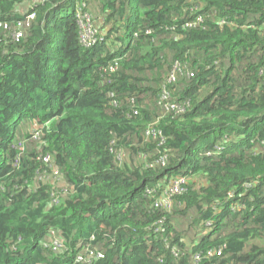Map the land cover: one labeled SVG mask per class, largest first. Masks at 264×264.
Listing matches in <instances>:
<instances>
[{
	"label": "trees",
	"instance_id": "obj_1",
	"mask_svg": "<svg viewBox=\"0 0 264 264\" xmlns=\"http://www.w3.org/2000/svg\"><path fill=\"white\" fill-rule=\"evenodd\" d=\"M0 264H264V0H0Z\"/></svg>",
	"mask_w": 264,
	"mask_h": 264
},
{
	"label": "built area",
	"instance_id": "obj_2",
	"mask_svg": "<svg viewBox=\"0 0 264 264\" xmlns=\"http://www.w3.org/2000/svg\"><path fill=\"white\" fill-rule=\"evenodd\" d=\"M78 18H80V17H78ZM79 28L81 29L80 24H79ZM97 32L94 35H87L86 39H83V35H81V32H80V34H79V42L81 43L83 48H86V49L92 48L95 45H97L98 43H101L103 41L102 38L98 37V33ZM118 60L119 59H115V62L118 61ZM178 71H179L178 65H174L173 70L170 72L169 77L167 79L168 82H171V81L174 80L175 72H178ZM159 104L163 107V109L166 112L176 111L177 110V107L172 105L169 102V93H167L164 88H163V90L161 92V95H160ZM147 134L148 135H153V137H154V133L151 132V131H148ZM173 179L174 180L168 181V183H167L168 187L161 194V196L156 200L155 207L161 208V209H163L165 211H168L170 209L171 204H172L173 197L182 194L183 187L186 185V181H185L186 178L183 177V176H180V177H176V178H173ZM145 194L146 195H150L151 194L150 189L146 188L145 189ZM155 225H165V223L163 221H160V222H158ZM157 231H158V229H156L155 233ZM160 232H163V230H161ZM51 246H52V249L54 251H60L62 249V244L60 243L59 240L56 239L55 236H53V241L51 243ZM87 256H89V257L96 256L97 258H102V255H100V254H96L95 255L94 253H92V251H87ZM80 260H81V257H78L77 261H80Z\"/></svg>",
	"mask_w": 264,
	"mask_h": 264
},
{
	"label": "rangeland",
	"instance_id": "obj_3",
	"mask_svg": "<svg viewBox=\"0 0 264 264\" xmlns=\"http://www.w3.org/2000/svg\"><path fill=\"white\" fill-rule=\"evenodd\" d=\"M98 12V9L95 8ZM96 10H90V12L92 13V15L90 14H86L83 15L80 18H77V21H79L80 24V32L81 35H83V39H86L87 35H94L96 34L97 31H99V27L101 25V17L98 16V14H94V12H96ZM32 130V128L30 129V131ZM174 180V179H170L169 181Z\"/></svg>",
	"mask_w": 264,
	"mask_h": 264
},
{
	"label": "clouds",
	"instance_id": "obj_4",
	"mask_svg": "<svg viewBox=\"0 0 264 264\" xmlns=\"http://www.w3.org/2000/svg\"><path fill=\"white\" fill-rule=\"evenodd\" d=\"M115 59H120V58H115ZM115 59H113V60H115Z\"/></svg>",
	"mask_w": 264,
	"mask_h": 264
}]
</instances>
